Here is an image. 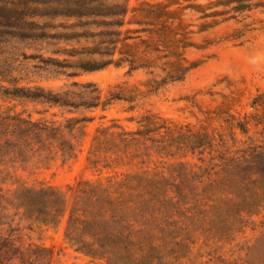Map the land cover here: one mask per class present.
<instances>
[{
    "label": "trees",
    "instance_id": "1",
    "mask_svg": "<svg viewBox=\"0 0 264 264\" xmlns=\"http://www.w3.org/2000/svg\"><path fill=\"white\" fill-rule=\"evenodd\" d=\"M109 1L0 0V57L12 36L85 42L80 48L53 50L64 59L22 54L69 79L125 63L130 70L151 67L131 55L130 31H124L128 0ZM59 18L66 23L47 22ZM58 29L63 31L51 32ZM4 73L0 68L1 95L69 114L138 97V90H122L109 92L104 101L96 84L77 80L58 91L24 87ZM160 85L154 80L148 88L154 91ZM90 120L71 117L58 123L0 112V264H52L50 249L20 243L23 221L53 228L65 224L64 238L71 248L107 264H264V144L233 151L224 139L216 144L206 131L172 126L147 114L137 129L114 121L96 130L87 161L98 179H80L67 190L25 183L13 191L5 189L17 178L18 166L33 158L52 160L60 154L73 159L75 132ZM16 220L20 223L14 227ZM250 227L260 237L244 247L246 258L231 261L216 256V250L192 258L199 241L206 247L230 242ZM205 256L210 260L202 261Z\"/></svg>",
    "mask_w": 264,
    "mask_h": 264
},
{
    "label": "rangeland",
    "instance_id": "2",
    "mask_svg": "<svg viewBox=\"0 0 264 264\" xmlns=\"http://www.w3.org/2000/svg\"><path fill=\"white\" fill-rule=\"evenodd\" d=\"M127 5L129 13L124 31H130L131 55L144 59L151 67L130 70L129 63H125L69 79L50 71L53 69L40 59H24L22 54L64 59L63 55L52 54L53 50L80 48L85 42L8 38L0 68L19 86L58 91L77 80L96 84L104 101L109 92L122 90H138V97L131 103L117 100L94 110L69 114L61 108L0 94V112L11 111L34 120L58 123H65L71 117L91 118L75 132L77 155L73 159L60 154L52 160L33 158L25 166H18L17 178L8 182L5 189L13 191L25 183L67 190L80 179H98L99 173L90 170L87 161L96 130L112 126L114 121L137 129L147 114L172 126L206 131L216 144L224 139L233 151L264 144V0H128ZM47 22L66 23L62 18ZM154 80L161 85L152 91L148 83ZM1 84L13 87L8 82ZM190 160L198 162L197 157ZM10 171L14 172L12 168ZM19 223L16 220L14 227ZM20 226L22 230L17 235L20 243L25 247L50 249L52 264H107L71 248L64 238L65 224L53 228L23 221ZM259 237V231L250 227L230 242L206 247L201 240L195 245L192 258L206 250H216V256L231 261L246 258L244 247L254 245ZM210 258L205 256L201 260Z\"/></svg>",
    "mask_w": 264,
    "mask_h": 264
}]
</instances>
